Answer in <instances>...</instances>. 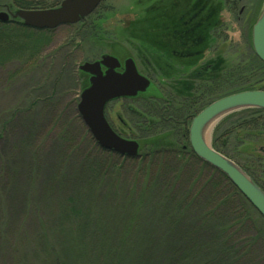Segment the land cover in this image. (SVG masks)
<instances>
[{
  "label": "rangeland",
  "instance_id": "1",
  "mask_svg": "<svg viewBox=\"0 0 264 264\" xmlns=\"http://www.w3.org/2000/svg\"><path fill=\"white\" fill-rule=\"evenodd\" d=\"M16 1L26 2L28 9H19ZM61 1L0 0V13L53 9ZM193 1L103 0L84 22L54 30L29 29L10 16L8 22H0L16 31L17 23L32 30L31 35H16L23 42L9 44L0 53V61L6 59L0 67V264H97L99 252L108 249L102 245L111 231V218L117 220L113 219L117 234L123 228L120 218L121 222L151 218L162 238L168 231L181 233L185 224L181 211L186 210L221 226V240H226L224 264H264V240L252 241L253 226L240 219L242 203L232 198L216 173L189 155L188 142L181 148L176 130L169 139L170 151L150 155L139 146L138 158H126L99 148L77 112L84 78L87 83L78 67L103 54L118 53L125 55L122 59L131 57L151 86L143 93L149 101L138 97L107 105L105 118L116 134L138 143L143 134L136 123L139 113L155 109L161 113L167 107L175 118L181 115L180 107L169 104L171 97L173 101L178 97L170 84L181 77V62H163L169 66L162 71L156 62L144 65V59L161 54L151 44L149 26L160 16L140 10L176 5L186 15L194 12ZM263 6L264 0L239 2L227 23L213 33L214 42L200 65L220 56L223 72L248 62L251 51L245 36ZM77 31L81 37H76ZM24 42L37 45L32 54L20 49ZM235 84H223L210 103ZM239 113L214 124L209 132L211 147L212 140L219 143L243 122ZM173 123L168 122L170 130ZM259 124L242 136L236 149L264 187V119Z\"/></svg>",
  "mask_w": 264,
  "mask_h": 264
},
{
  "label": "trees",
  "instance_id": "2",
  "mask_svg": "<svg viewBox=\"0 0 264 264\" xmlns=\"http://www.w3.org/2000/svg\"><path fill=\"white\" fill-rule=\"evenodd\" d=\"M15 4L19 9H28V4L26 2L16 1ZM220 5L219 2L216 8H220ZM84 21L85 20L82 22ZM15 26L18 31L13 27H8V25L0 24V53L2 55L4 54L3 51L5 48L9 47V44L14 46L19 42H23V40L17 38L16 35L19 36L21 33L32 34V30L24 28L21 24L17 23ZM215 26L216 25L213 23L204 25L203 28H198L197 25L194 24L181 27V39L184 41L186 57L181 61V77L173 84H170L172 89H174L173 93L178 97L174 100L175 102L172 100L173 97H171V101L169 102L170 106L174 107L173 105H175V108L176 106L181 108V115L175 114L177 117L175 118L173 113H169L170 111L167 107H165L161 113L157 112L158 109H155L153 113H139L136 123H138L139 129H141V132L144 134L137 137L139 138L138 144L140 150L149 152L150 155H162L166 151H170L169 148L173 143L169 139L174 135L172 133H175V130L177 136L181 140V148L187 145L188 128L191 120L202 109L209 105L215 95L214 91L220 89L223 84H229L230 82L237 83L228 93L222 95V97L218 99L239 92L264 91V63L258 60L252 51L251 28L247 30L246 38L244 37L246 46L251 51V59H249L248 62L240 64L230 71L225 69L223 72L224 60L220 58V56H217L216 59L212 61H207L204 65H200L214 42L213 33L216 31L214 28ZM78 35L81 37V33L79 34L77 31L76 37H78ZM30 37L31 36H28V38ZM197 37L200 38L198 45L192 42L191 46H188L190 39L193 40ZM36 47V44L31 45L28 42H24L20 49L26 51L25 53L32 54L31 50ZM23 51L18 56L21 57ZM5 60L0 61V67L6 62ZM143 63L147 66L146 62ZM156 65L161 70H163V66H167L164 63H156ZM191 70L193 72L189 73ZM220 70L222 73H220ZM241 81L242 83L239 85ZM86 84V78H84V82L81 86L82 89ZM138 97L149 101L148 94L138 95L134 99L137 100ZM239 112L240 116L242 115L241 120H243V122L239 124L235 130L233 129V133L229 132V134L231 133L230 136L222 137L219 143L217 138L212 140V147L217 152H220L225 157L235 162L264 191L263 185L259 183L248 167V161L239 156L236 149L242 136L260 127L259 121L263 123L264 112L256 109L242 110ZM170 121L172 123L174 122L172 124L174 129L171 130L168 127V122ZM235 131H237V133L243 132L244 134L238 137V135L234 133ZM228 143L230 147L227 146ZM188 153L191 157L199 161L191 150H188ZM202 164L207 166L204 163ZM210 169L228 186L232 192V198L242 203L243 209L240 212V219L243 220V222H247L248 226H253L254 236L252 241L255 240L257 242L261 239L264 240V220L262 217L222 174L212 168ZM113 219L116 220V218H111L112 223L109 222L111 231L107 237L103 239L102 248L108 247V249H103V252L98 251L99 255L96 258V263L97 261L99 263L97 264L226 263V258L223 255L225 253L226 240H221L223 229L214 219L205 220V218H196L190 214L188 210L181 211V224L185 222L181 227V233L176 235L172 231L170 233L168 231L167 233H162V238H159V235L157 236V229L155 230L157 221H151V218H126L125 221L123 220L124 222H121L122 218H120V224H123V228L119 234H117V228L114 226ZM170 219L171 218H169V220ZM113 228L115 232L112 231ZM87 230H85V233ZM152 230H154V232ZM111 250L113 251V256L110 254Z\"/></svg>",
  "mask_w": 264,
  "mask_h": 264
},
{
  "label": "water",
  "instance_id": "3",
  "mask_svg": "<svg viewBox=\"0 0 264 264\" xmlns=\"http://www.w3.org/2000/svg\"><path fill=\"white\" fill-rule=\"evenodd\" d=\"M101 0H63L57 8L18 10L14 14L0 13V22L12 19L33 30H54L74 25L88 17ZM251 47L254 55L264 63V6L251 28ZM120 63L110 55L86 62L78 70L88 76L82 89L77 112L96 145L108 152L126 158L139 157V144L116 134L105 118V109L111 102L134 99L145 93L149 80L141 75L131 59ZM102 68L105 70L102 71ZM256 109L264 111V92L245 91L213 101L191 120L188 143L193 155L202 163L222 174L264 220V191L232 160L215 151L209 143V130L221 118L236 111Z\"/></svg>",
  "mask_w": 264,
  "mask_h": 264
},
{
  "label": "flooded vegetation",
  "instance_id": "4",
  "mask_svg": "<svg viewBox=\"0 0 264 264\" xmlns=\"http://www.w3.org/2000/svg\"><path fill=\"white\" fill-rule=\"evenodd\" d=\"M150 1H153V0H150ZM241 1L242 0H237V1L222 0L220 1V4L222 6L220 5L219 6L220 8H216V5L219 3V1L217 0H194L193 1L194 3L193 11L194 12L188 13L186 15L185 14L182 15L181 13H179L177 11L176 5H173L171 7H162V6L152 5L148 8L141 9L140 10L141 14H150V15L160 16L159 17L160 22L159 20L152 22L149 24V26L151 27V31H152L150 33L152 37L151 44L161 54L156 55L154 58H151L150 60L144 59V62L148 63L151 61V62H156V63H161V62L163 63V62L183 61L184 58L186 57V54H185V48H184V41L181 39V27H184L189 24H194V25H197L198 28H203L204 25H210L214 23L216 25L214 28L217 29L227 23V17L229 15L232 16L234 14L237 8V4H239V2ZM102 2L103 0L100 1V3L93 10V12H96V10L100 7ZM238 9H240L238 10V14H241L243 10H241V8H238ZM154 32L156 34H154ZM192 42H195L198 45V43L200 42V38L197 37V38H194L193 40L190 39L188 46H191ZM107 55H110L116 58L118 62L120 63L119 69H116L117 72L123 71L124 62L128 59H131L133 63L135 64L134 60L129 56L122 59V56H125V55L120 56L118 53L107 54ZM136 69H137V66H136ZM104 70L105 69L102 68V71ZM137 71L139 72L138 69ZM159 71H162V70L159 68ZM139 73L142 75L141 72ZM86 77L88 81V76L86 75ZM147 79L150 82V79L149 78ZM150 86H151V82H150Z\"/></svg>",
  "mask_w": 264,
  "mask_h": 264
},
{
  "label": "bare ground",
  "instance_id": "5",
  "mask_svg": "<svg viewBox=\"0 0 264 264\" xmlns=\"http://www.w3.org/2000/svg\"><path fill=\"white\" fill-rule=\"evenodd\" d=\"M209 132H210V130H209ZM209 132H208L207 136L209 135Z\"/></svg>",
  "mask_w": 264,
  "mask_h": 264
}]
</instances>
